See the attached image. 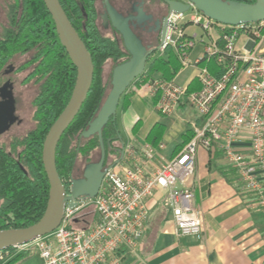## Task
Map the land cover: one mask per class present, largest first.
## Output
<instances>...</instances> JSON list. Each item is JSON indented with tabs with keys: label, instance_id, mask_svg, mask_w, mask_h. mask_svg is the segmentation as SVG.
<instances>
[{
	"label": "built area",
	"instance_id": "1",
	"mask_svg": "<svg viewBox=\"0 0 264 264\" xmlns=\"http://www.w3.org/2000/svg\"><path fill=\"white\" fill-rule=\"evenodd\" d=\"M179 1L188 9L169 13L160 53L174 52L180 69L169 79L142 74L136 92L162 115L193 108L197 115L187 120L190 140L153 170L148 167L163 141L124 144L122 158L105 172L94 197L75 206L67 202L54 230L0 250V264L33 252L44 264H136L149 218L147 199L158 188L166 192L164 205L172 211L176 235L200 234L201 214L186 183L200 149L208 158L220 151L218 161L235 169L246 203L264 215V19L224 24L190 0ZM189 68L190 78L180 82L178 74Z\"/></svg>",
	"mask_w": 264,
	"mask_h": 264
},
{
	"label": "trees",
	"instance_id": "2",
	"mask_svg": "<svg viewBox=\"0 0 264 264\" xmlns=\"http://www.w3.org/2000/svg\"><path fill=\"white\" fill-rule=\"evenodd\" d=\"M72 25L85 43L94 66L93 80L86 99L79 111L63 132L56 149V168L69 190L74 178L75 164L81 161L85 165L96 162L99 158V137L91 127L106 97L107 85L102 77V67L112 61V71L119 59L130 57L129 51L122 45V37L103 35L94 17V0H59ZM227 3L251 5L255 0H221ZM18 3V0H16ZM23 10L15 30L12 43L4 47L23 52L31 47L35 52L36 67L33 74L37 79V92L32 100V120L34 129L19 141L21 150L13 149L12 154L0 150V229L25 227L36 222L43 214L49 193V182L42 163V145L45 135L53 121L65 107L76 78V68L60 42L54 21L43 0H22ZM44 38V40H43ZM0 56L4 55L3 49ZM10 50L7 54H10ZM212 73H216L214 61L208 63ZM180 69L174 52L165 49L155 57L149 56L145 70L132 83L140 85L138 78L145 74V79L161 75L172 78ZM131 83V84H132ZM193 86L189 87V90ZM127 90V89H126ZM125 92L122 94H126ZM126 106L123 104L122 108ZM137 120L132 127L135 133L139 127ZM165 127L156 122L148 132L146 140L156 145ZM102 140L106 159L104 165H110L120 156L122 140L118 130L116 116L110 115L103 124ZM188 127L176 145L178 152L192 137ZM95 154L98 157L95 159ZM220 151L215 150L209 163L217 161ZM18 159L19 161H13ZM12 160V161H11ZM264 224V223H263ZM264 226V225H263ZM31 256L20 253L3 264H19Z\"/></svg>",
	"mask_w": 264,
	"mask_h": 264
},
{
	"label": "crops",
	"instance_id": "3",
	"mask_svg": "<svg viewBox=\"0 0 264 264\" xmlns=\"http://www.w3.org/2000/svg\"><path fill=\"white\" fill-rule=\"evenodd\" d=\"M138 86L130 84L120 97L116 122L120 135L121 127L128 133L123 143L135 141L137 145L149 143L146 136L156 122L164 125L158 143L163 141L165 147L157 151L149 165L148 170H153L176 153L175 147L188 128L187 120L194 116H180L177 111L184 106L173 115L158 113L149 99L136 92ZM161 116L170 120H162ZM137 120L140 124L134 133L132 127ZM186 183L201 214V233L176 235L172 211L164 205L166 192L158 188L147 199L149 218L136 264H263L264 215L246 203L235 169L224 161L209 163L206 150L200 149L194 173ZM31 256L22 264H27Z\"/></svg>",
	"mask_w": 264,
	"mask_h": 264
},
{
	"label": "water",
	"instance_id": "4",
	"mask_svg": "<svg viewBox=\"0 0 264 264\" xmlns=\"http://www.w3.org/2000/svg\"><path fill=\"white\" fill-rule=\"evenodd\" d=\"M47 7L61 44L65 48L71 62L76 68V78L70 97L48 129L42 145V163L49 182L48 201L42 216L33 224L25 227H11L0 229V250L17 244L29 242L54 230L62 220L65 204L75 206L77 201L86 200L96 195L105 172L122 158L124 143L120 156L110 165H104L106 159L105 148L101 130L106 119L116 116L120 97L145 69L147 59L157 50H160L165 38V24L160 34L159 43L154 47L146 48L131 29L128 19L124 18L107 0V20L111 26L120 33L127 50L129 60L118 77L112 71L111 89L91 127L96 130L99 137V158L96 162L85 165L82 178H73L67 194L56 168V149L58 142L71 123L82 103L86 99L93 80V61L91 55L79 36L77 30L69 20L59 0H43ZM206 16L224 24L236 25L245 22H254L264 19V0H255L251 5L227 3L221 0H190ZM170 12H182L188 5L179 0H164ZM13 109H10L12 113ZM10 115V114H9ZM3 120L0 119V127Z\"/></svg>",
	"mask_w": 264,
	"mask_h": 264
},
{
	"label": "flooded vegetation",
	"instance_id": "5",
	"mask_svg": "<svg viewBox=\"0 0 264 264\" xmlns=\"http://www.w3.org/2000/svg\"><path fill=\"white\" fill-rule=\"evenodd\" d=\"M97 1L94 0V17L96 21H102L104 17L107 18V0H100L101 11L97 6ZM109 2L117 12L128 19L131 29L140 40L149 45L152 44L153 47L159 43L164 19L167 17L166 32L169 15V9L164 0H109ZM22 10V0H18V3H16V0H0V43L2 44L1 50L4 51V55L0 56V119L3 120V125L0 127V150H6L9 155L12 154L13 149L21 150L22 147L19 141L35 127L33 126L22 132L13 129L16 125L20 126L24 122L23 117L19 114L20 104L24 101V98L22 91H19L17 86H37V79L33 74L37 64L35 62V52L31 48L32 46L23 52L14 51L13 48L4 50L5 43H12L10 40L13 39L12 36L18 27ZM109 24L110 22H107V24L106 22L102 23L104 27L111 28V31L114 32L112 36H117L118 31ZM10 50L12 52L7 54ZM28 105L32 106L30 102ZM11 108L13 109L12 113H10ZM13 161L19 160L15 159ZM78 177L82 178L83 172L77 177L74 176V178Z\"/></svg>",
	"mask_w": 264,
	"mask_h": 264
},
{
	"label": "rangeland",
	"instance_id": "6",
	"mask_svg": "<svg viewBox=\"0 0 264 264\" xmlns=\"http://www.w3.org/2000/svg\"><path fill=\"white\" fill-rule=\"evenodd\" d=\"M143 1H146V0H143ZM97 6L99 8V10L101 11L102 10V6H101V3H100V0L97 1ZM105 20V21H104ZM104 20H98L97 21V24H98V27L101 31V33L103 35H113L114 32L111 31V28H108V27H104V25H102V23L108 22L107 18L104 17ZM110 26V24H109ZM190 31H198L197 28H191ZM118 37V35H117ZM122 42V45L127 49L125 43L123 40H121ZM143 46H145L146 48H149V47H153V45H149L147 44L145 41L141 40ZM154 44V43H153ZM239 46V48L243 47V44L241 42H239V44H237ZM160 53V50H157L155 51L154 53L151 54L152 57H155L156 55H158ZM129 59L127 58H121L119 59V62L117 63V71L114 72L115 74V77H118L121 72L124 70V67H125V63L128 61ZM111 67H112V61L111 60H108L107 62H105L103 64V67H102V77L104 79L105 82L108 81V85H107V94L109 93L110 89H111V86H112V80H110V75H111ZM192 74V69H185V70H182L178 76H177V79L180 81V82H183L185 83L186 81H188V79L190 78V75ZM36 88L37 86L33 85L32 87L30 86H20L18 85L17 86V89L19 91H22V95H23V98H24V101L20 104V108H19V114L23 117V120L24 122L19 126V125H16L15 128H13L15 131H18V132H22L23 130H28L30 128H32L34 126V122L32 120V111H33V106H29V102L32 104V101L33 99L30 100V98H33L35 93H36ZM147 107V106H146ZM119 111V110H118ZM178 114H180V116H183V117H187V116H196L197 113L196 111L191 108V107H185L183 110H179L177 111ZM120 113L118 112V115ZM162 120H170V119H167V118H164L163 116H161ZM121 127V126H120ZM121 130V140L122 142H125L127 141L128 139V133L125 129H123L122 127L120 128ZM98 157V154H95V159ZM84 170V163L81 162V161H77L76 164H75V173H74V176L77 177L79 176L80 174H82ZM79 178V177H78ZM77 178V179H78ZM31 258L28 259L29 262L27 264H44L42 258L39 256V254L37 252H33L31 253ZM19 264H22L19 263Z\"/></svg>",
	"mask_w": 264,
	"mask_h": 264
}]
</instances>
